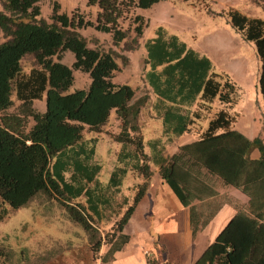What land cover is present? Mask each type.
<instances>
[{
  "label": "trees",
  "instance_id": "obj_1",
  "mask_svg": "<svg viewBox=\"0 0 264 264\" xmlns=\"http://www.w3.org/2000/svg\"><path fill=\"white\" fill-rule=\"evenodd\" d=\"M163 1L166 0H87L88 6L98 9L92 25L81 16L59 13L56 3L45 19L40 16L38 0H0V223L35 199L55 202L85 233L88 255L95 258L106 236L98 232L100 224L91 212H85V206L68 204L81 190L55 173L56 165L51 162L77 147L84 129L102 133L113 112L118 131L106 134L120 146L116 154L119 166L111 172L107 186L117 187L128 170L143 182L136 186L133 201L123 217L116 224L101 225L102 229L110 227L114 231L106 254L119 250L127 241L115 233L121 231L142 197L152 175L151 163L178 203L190 210L192 236L226 204V192L217 191L218 183L223 189H234L247 198L249 208L234 205V215L192 264H249L244 258L256 253L257 247L239 237L238 231L243 224H264V147L258 138L247 140L228 131L234 119L228 110L233 103L232 85L225 78L221 83L214 77L204 81L199 104L206 116V111H210L206 130L197 141L164 157L158 151L155 156L153 150L150 156L143 152L138 116L147 97L135 98L129 86L111 82L120 69L118 65L128 64L123 53L135 49L142 32L139 26L133 33L132 29H123V16ZM228 16L231 26L253 43L260 64L257 85L264 99V21L237 12H229ZM135 21L141 18L135 17ZM91 27L110 35L109 48L104 50L97 39L81 35L83 29ZM65 52L73 56L70 68L61 63ZM21 61L29 67L27 73L22 71ZM71 69L88 75L86 89L68 92ZM44 94L45 109L38 113L32 102ZM251 148L258 152L257 158H249ZM87 152L92 155L93 147ZM73 169L80 173L77 167ZM90 188L87 193L92 195L94 188ZM256 203L258 208L253 206ZM202 206L207 210L198 221L195 210ZM106 208L112 209L109 205ZM9 256L0 245V264H11ZM99 258L102 262V256ZM147 263L154 262L150 259Z\"/></svg>",
  "mask_w": 264,
  "mask_h": 264
},
{
  "label": "crops",
  "instance_id": "obj_2",
  "mask_svg": "<svg viewBox=\"0 0 264 264\" xmlns=\"http://www.w3.org/2000/svg\"><path fill=\"white\" fill-rule=\"evenodd\" d=\"M160 21L162 23L158 24L154 32L146 33L142 29L135 49L123 53L128 59V64L125 67L118 65L119 71L113 74L114 77L123 69L128 70L129 73L139 70L137 86L131 89L134 91L135 98L140 95L147 97L138 116L143 152L150 156L153 150L152 153L155 156L158 151V155L162 154L167 157L175 153L179 147L200 138L208 122L204 108L199 104L200 92L202 84L209 77H214L219 83L225 78L233 87L234 92L231 94L233 103L228 110L234 119L228 131H234L247 140H253L255 137H252L251 131L242 120L243 111L238 109L241 99L240 87L244 80L242 70L231 66V72L217 71L207 57L200 56L193 44L188 43V36L180 31L178 33L166 32L162 27L165 25L164 21ZM143 48H145L146 59L139 55V50ZM105 127L102 133L107 135L106 133L112 130H105ZM83 132L79 147L75 146L65 151L51 164L56 165L54 172L60 173L65 182L68 181L70 186H77L81 190L79 196L71 199L68 204H80L86 208L88 205L91 206L93 210L85 208V212L93 214L100 228L102 224H116L131 205L136 193L135 188L141 185L143 180L128 170L117 187H108L107 182L111 172L119 166L116 160L117 153L108 152L110 171H107L109 172L108 178L106 176L102 178L103 160L95 153L96 140L85 139ZM91 140H94V143ZM91 146L93 153L88 155L87 151ZM113 155H115L114 160L111 158ZM248 156L252 159L257 158L258 152L255 148H251ZM123 162L127 163V159ZM74 167H77L81 174L74 171ZM128 173L132 174L133 183L130 186H124L123 181ZM153 173L154 171L147 181L142 197L122 225L121 231L115 233L116 236L120 235L127 240L130 236H138L137 245L144 255L143 262L139 261V264H148L147 261L150 259L154 262L152 264H192L199 257V255H193L194 242L197 237L207 235L206 247L234 215V205L249 208L247 198L238 191L228 187L217 189L220 194L226 192V204L222 205L208 223L192 236L189 224L190 210L178 203L170 189L158 178L156 169V176ZM135 180H137L136 183ZM89 187L94 188L92 195L87 193ZM108 205L112 209H107ZM258 205L256 203L253 206L258 208ZM205 209L207 210L205 206L196 208L195 214L198 221L201 220L200 215ZM154 210L161 212L156 219H153ZM158 222H163V224ZM220 222L223 224H219ZM238 235L257 247L256 253L244 259L249 264H264V224L240 225ZM125 246L124 243L119 250L113 252L109 264H136L138 260L127 252ZM100 252L101 249L94 264H103L99 258L102 255ZM60 258L79 260L80 255L76 252L64 251L60 256L58 254V257L55 256L51 260L54 262Z\"/></svg>",
  "mask_w": 264,
  "mask_h": 264
},
{
  "label": "rangeland",
  "instance_id": "obj_3",
  "mask_svg": "<svg viewBox=\"0 0 264 264\" xmlns=\"http://www.w3.org/2000/svg\"><path fill=\"white\" fill-rule=\"evenodd\" d=\"M54 3L58 4L59 13H65L67 16L71 14L81 16L85 22L95 24L98 9L96 6H88L87 0H38L37 6L42 18L48 17ZM263 6L264 0H167L158 2L147 9H135L133 13L128 12L123 16L121 27L132 29L133 33L134 28L139 26L146 33H151L158 28L162 20L165 23L162 27L166 32L178 33L180 31L188 36V43L193 44L200 56L207 57L217 71L231 72V66L236 67L237 70L241 69L244 73V80L240 87L241 99L238 109L243 111L242 120L251 131L252 137L258 138L264 147V99L257 85L260 64L253 43L246 41L231 26L228 16L229 12H237L247 18L264 21ZM135 17H140L141 21H135ZM81 35L86 39H97L104 50L111 46L110 35L100 33L93 27L83 29ZM139 55L146 59L145 48L139 50ZM21 62L22 71L27 73L29 67L26 66L25 61ZM72 62V54L65 52L61 63L70 68ZM138 71L129 73L128 70L123 69L122 72L115 74L112 83L127 85L135 89L139 79ZM71 75L72 84L68 92L87 88L89 78L86 73L71 69ZM12 99L14 100L13 96ZM33 108L38 113L44 111L45 94L40 100L33 102ZM206 112V118H209L210 111ZM105 130L117 131V121L113 112L109 114ZM83 136L85 139L96 140L95 153L103 160L101 177L108 178V152L117 153L119 145L112 142L104 133L94 134L84 130ZM111 158L114 160L115 155ZM150 166L151 171H154L153 175L156 176L155 167L151 163ZM132 183V174L128 173L123 185L130 186ZM220 188L223 189L218 183L217 189L220 190ZM153 213V219L161 214L158 210H154ZM158 223L163 224V222ZM97 230L101 235L106 236L100 248V253H102L107 249L108 241L114 231L110 227L103 229L97 227ZM206 240V234L196 238L193 255L198 256L202 253ZM137 242L138 236H130L125 242V248L131 256L138 260L136 264H139V261L143 262L144 255ZM0 245L4 246L10 254L8 258L11 264H94L95 258H98V255L95 258L88 255L85 233L67 218L65 211L55 202L47 203L41 199H35L26 208L17 210L0 223ZM114 246H116L115 243L113 249ZM122 246L120 245L119 248ZM64 251L76 252L80 255V259L63 260L60 258L54 262L51 260L55 256L58 257V254L60 256ZM112 254L108 255L106 251L102 253V263L109 264Z\"/></svg>",
  "mask_w": 264,
  "mask_h": 264
},
{
  "label": "built area",
  "instance_id": "obj_4",
  "mask_svg": "<svg viewBox=\"0 0 264 264\" xmlns=\"http://www.w3.org/2000/svg\"><path fill=\"white\" fill-rule=\"evenodd\" d=\"M144 254L146 255V252Z\"/></svg>",
  "mask_w": 264,
  "mask_h": 264
}]
</instances>
